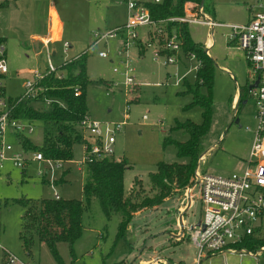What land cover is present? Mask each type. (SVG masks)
I'll list each match as a JSON object with an SVG mask.
<instances>
[{
    "label": "rangeland",
    "instance_id": "374dc122",
    "mask_svg": "<svg viewBox=\"0 0 264 264\" xmlns=\"http://www.w3.org/2000/svg\"><path fill=\"white\" fill-rule=\"evenodd\" d=\"M52 1L63 26L60 41L49 44L50 53L51 46L56 49V54L50 56L51 62L58 66L64 57H73L86 51L88 78L106 81L87 86V115L91 120L99 122H124L115 132L113 143V158H124L129 166L123 173V189L128 191L136 177L144 190L148 191V173L155 170L157 162L187 161L186 157L176 155L171 144L163 145L162 137L168 135L172 140L183 141L187 134L181 129L173 128L174 121L190 119L198 123L201 120L200 107L183 109L190 96L178 94L182 89L181 82L174 83L186 69L190 71L184 77L189 82L193 80L194 70L191 66L195 61L182 59L185 67L180 62L164 65L160 58H152L151 49L145 50L138 57L133 55L135 50H132L133 74L138 90L131 86L129 90L134 91L133 94L138 98L126 105L125 100L129 96L125 94L126 88L121 83L110 86L113 81L121 82V76L111 70L113 63L117 61L113 52L116 41L110 40L106 44L99 43L88 48L93 30L109 29L124 22L126 10L122 0ZM48 2L50 1L27 0L22 6L24 12L0 9V35L4 37L8 65V72L3 78L7 96L15 98L22 93L23 82L33 77L31 69L46 67V53L40 50L37 54L30 34H45L44 24L48 16L45 10ZM242 4L243 0H204L203 6L206 14L212 15L214 7L218 14L215 19L228 22L233 21L230 17L241 18ZM51 15L52 39H56L60 24L56 16ZM188 30L194 41L207 43L205 48H208L215 68L211 119L207 132L200 140L199 152L202 156L200 155L196 167L200 171L227 175L237 166L238 160L247 155L255 124L253 101L246 98L244 103L237 105L239 88L248 84L251 79L248 65L244 53L227 44L224 36L227 28L218 26L211 30L205 25L188 24ZM62 41L71 45L65 54L61 52ZM99 49L107 50L106 58L97 55ZM44 106L50 107L48 104ZM31 124L32 131L24 132V135L34 145H40L44 124L39 120L32 121ZM4 140L24 158L30 159L37 151L24 149L12 132L6 133ZM72 153L73 161L81 158L82 147L79 142L73 144ZM45 167L44 163L32 160L21 169L14 166L12 161H5L0 168V200L20 196L52 197L55 192L65 199L82 197L84 172L77 170L75 164L65 162L61 170L55 171L54 178L58 180L61 172L69 169L54 188L48 183L47 176L38 175V171ZM189 179L190 177L188 181ZM184 186L174 188L177 191L156 207L136 212L128 224L124 238L116 241L119 214L112 213L106 219L97 200L91 198L89 207L81 214L82 229L72 245V253L67 243H56L62 264H145L150 258L156 257L167 259L169 263L192 264L195 246L187 236L182 240L173 237L180 230L178 216L181 211L178 207L181 206V197L178 194H182ZM193 193H196V188ZM22 212V206L12 201L0 209V244L5 248L0 250V264H59L43 242L35 241L32 255L25 253L19 238ZM200 216L199 204L194 202L182 213L184 227L195 223ZM6 249L15 254L20 262H5L3 253L7 252ZM201 264H264V251L254 256L229 253L210 255Z\"/></svg>",
    "mask_w": 264,
    "mask_h": 264
},
{
    "label": "built area",
    "instance_id": "2783aa9c",
    "mask_svg": "<svg viewBox=\"0 0 264 264\" xmlns=\"http://www.w3.org/2000/svg\"><path fill=\"white\" fill-rule=\"evenodd\" d=\"M161 0H122L125 6L126 16L124 22L112 28L91 32L92 41L88 48H93L99 43L115 40L113 52L117 57L116 63L112 65V72L121 76V82L113 81L116 86L121 83L125 88V94L132 93L129 87H137L133 74L132 61L134 56H141L145 50L151 49L152 58H160L164 65L181 62L182 59L195 61L192 70L199 67V60L193 53L182 55L180 51L181 37L179 32L170 23H186L205 25L211 30L215 26H226L225 40L229 45L235 46L244 53L248 74L251 77L248 82L255 86L247 90V98L253 101L255 106L254 128L247 155L239 159L237 166L227 175L214 174L200 171L197 163L189 181L185 184L181 197L180 221L181 228L173 237L176 240L187 239L195 246L192 264H201V261L210 256L220 253L237 255H258L264 251V245L255 249H248L240 245L247 237L262 236L264 234V0H255L249 6V19L244 24H226L213 20L206 14L200 5L191 2L183 3V13L178 16L163 18H152L147 4L159 3ZM60 41V40H59ZM49 40L44 42V51L47 56V64L44 69H31L33 77L26 79L20 98H34L41 88L38 82L44 77L54 74L56 78L63 73L50 59L53 55ZM70 47L66 41L61 42V52L66 53ZM87 48V49H88ZM132 50H135L133 57ZM207 53V52H206ZM99 57L106 58L107 50L99 49ZM74 57V56H73ZM72 57H64L62 64ZM190 71L186 69L175 80V84ZM8 72L6 50L3 42L0 43V168L5 161H12L17 168L24 169L29 161H38L46 167L38 171V175L48 177V183L52 188L55 186L54 173L61 170L65 162L76 165V169L82 171L87 161L95 158L113 156V143L115 132L124 124L121 122H99L91 120L88 115L84 116L78 123L82 156L79 160H62L46 157L41 151H36L30 158L14 150L12 145L4 140L6 133H30L32 124L26 120L14 119L9 116V105L3 85V78ZM112 89V87H109ZM79 89L73 87L74 95L79 94ZM127 100V98H126ZM125 100V104H126ZM246 100V99H245ZM52 99H46L50 104ZM128 105V104H126ZM202 154V153H201ZM200 154V155H201ZM198 156L197 162H199ZM203 159V158H202ZM196 188V193L193 189ZM55 192V191H54ZM53 197L58 198L55 192ZM197 202L200 207L201 216L195 222L184 227L182 213ZM0 250H5L0 244ZM7 262H20L19 258L6 249ZM145 264H180L169 263L167 259L156 257L150 258Z\"/></svg>",
    "mask_w": 264,
    "mask_h": 264
},
{
    "label": "trees",
    "instance_id": "16d2710c",
    "mask_svg": "<svg viewBox=\"0 0 264 264\" xmlns=\"http://www.w3.org/2000/svg\"><path fill=\"white\" fill-rule=\"evenodd\" d=\"M191 2L200 5L204 11V0H161L159 3L147 4L152 18L178 16L183 13V3ZM6 2H0V8ZM179 32L181 37L180 51L182 55L193 53L199 60V67L194 71L193 80L189 82L185 77L181 79L182 89L178 94L190 96V100L183 109L194 106L201 108L200 122L190 119L175 120L173 128L181 129L187 134L183 141L172 140L168 135L162 137V144H171L179 157H186V162H163L155 165V170L148 173V191L141 186L140 180L133 178L128 191L123 189V173L129 167L124 158L113 156L95 158L87 161L82 168L84 179L81 185L80 199H65L55 197L31 198L20 196L12 199L0 200V209L9 202L22 206L20 216L19 238L25 253L32 255V246L35 241L47 245L57 263L62 260L57 252L56 243L65 242L72 253V245L79 237L82 229L81 214L89 207L91 198H95L98 206L109 219L112 213L119 214L116 225L115 241L124 238L132 216L145 208H153L168 198L174 188L185 185L197 163L200 140L207 132L211 119L212 82L214 74L213 59L207 55L203 43L194 41L189 33L188 24L170 23ZM4 37L0 36V43ZM58 69L63 76L56 78L50 74L38 82L41 88L34 97L7 96L9 116L14 119L32 122L39 120L44 124V135L40 145H34L24 133H15L16 138L24 149L41 151L44 156L70 160L72 146L80 143L78 123L87 115L86 88L92 83H104L101 79L91 80L86 74V51L78 53ZM247 83L239 88L237 105L247 98ZM73 87L79 89L74 95ZM136 91L138 86L135 87ZM128 96L126 104L137 100V95ZM52 99L50 107H46V99ZM40 103V104H39ZM39 104V105H38ZM68 170H63L55 183L62 181V176ZM1 225V223H0ZM240 245L248 249H255L264 245L262 236L247 237ZM3 260L7 262V254L3 253ZM8 263V262H7ZM116 264H119L116 263Z\"/></svg>",
    "mask_w": 264,
    "mask_h": 264
},
{
    "label": "crops",
    "instance_id": "0c3cea01",
    "mask_svg": "<svg viewBox=\"0 0 264 264\" xmlns=\"http://www.w3.org/2000/svg\"><path fill=\"white\" fill-rule=\"evenodd\" d=\"M26 1L27 0H0V2H6V5L4 7H2V8H0V9H2V10L9 9V12H24L23 9H22V6L24 5V3ZM49 1L50 2H48V4H47V9L45 10V12H48V16L46 17L45 24H44V26H45V34H43V35L39 34V33H31L30 34L31 40L35 44V47H36V50H37V54L40 52V50L44 51V42H46L47 40H49V42H50L49 44H53L54 42L59 41L62 38V26H63V23H62L61 19L58 16V13H57V10H56V6H55L54 2L52 0H49ZM254 2H255V0H243V4L241 6L242 7L241 18H232V17H230L231 19H233V21L224 22V21H221V19L220 20L219 19H215L216 16H218V14L215 12L214 7H213V14L209 15V16L213 20H215L216 22H219V23L244 24L249 19V13H250L249 12V6L253 5ZM227 6L232 10V8H231V6L229 4H227ZM51 13L53 14V16L54 15L56 16V18L58 19L59 24H60V26H59V35H58V37L56 39H52L53 17L51 15ZM215 27H218V26H215ZM219 27L227 28L226 26H219ZM227 31H228V28H227ZM227 31L225 33H227ZM225 33H224V36H225ZM227 44H229V43H227ZM203 45L205 47V45H207V43L206 44L204 43ZM51 47H52L53 55H55L56 54V49H55L54 46H51ZM205 49H206L207 55L211 57L210 53L208 52V48H205ZM180 64L184 65V67L186 66L183 61H181ZM68 171H69V169H68Z\"/></svg>",
    "mask_w": 264,
    "mask_h": 264
},
{
    "label": "water",
    "instance_id": "95a60500",
    "mask_svg": "<svg viewBox=\"0 0 264 264\" xmlns=\"http://www.w3.org/2000/svg\"><path fill=\"white\" fill-rule=\"evenodd\" d=\"M256 83H257V79H255V81H254L253 83H250V84H248L247 86H248V88H250L251 86H255ZM244 102H245V100H242L241 103H244ZM178 224L180 225V228H181L180 216H178Z\"/></svg>",
    "mask_w": 264,
    "mask_h": 264
},
{
    "label": "flooded vegetation",
    "instance_id": "af4514ba",
    "mask_svg": "<svg viewBox=\"0 0 264 264\" xmlns=\"http://www.w3.org/2000/svg\"><path fill=\"white\" fill-rule=\"evenodd\" d=\"M248 84H249V83H248ZM248 84H247V85H248ZM247 85H246V89L248 90L249 88H248V86H247Z\"/></svg>",
    "mask_w": 264,
    "mask_h": 264
},
{
    "label": "bare ground",
    "instance_id": "6f19581e",
    "mask_svg": "<svg viewBox=\"0 0 264 264\" xmlns=\"http://www.w3.org/2000/svg\"><path fill=\"white\" fill-rule=\"evenodd\" d=\"M48 38V37H47ZM43 41V40H42ZM44 42V41H43Z\"/></svg>",
    "mask_w": 264,
    "mask_h": 264
}]
</instances>
